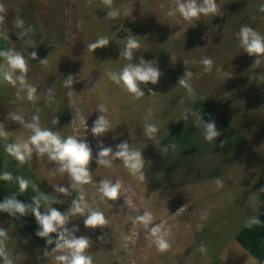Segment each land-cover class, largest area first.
I'll use <instances>...</instances> for the list:
<instances>
[{
	"label": "rangeland",
	"instance_id": "1",
	"mask_svg": "<svg viewBox=\"0 0 264 264\" xmlns=\"http://www.w3.org/2000/svg\"><path fill=\"white\" fill-rule=\"evenodd\" d=\"M102 1L52 0V12L48 13L42 0H18V17L24 21L21 32L31 28L22 36L25 60L28 65L36 62L39 76L47 78L48 86L42 87L38 80V99L30 108L22 103L24 124L18 122L4 128L8 136L0 137V173L8 171L14 177L31 180L50 197L51 206L62 213L70 211L82 188L88 208L101 211L107 224L87 227L86 208L83 214L71 215L65 227L76 237L89 239L86 254L92 256L93 264H195L198 248L203 245L210 250L224 245L264 207V57L259 65L254 64L255 57L245 53L236 38L243 25L264 35V11L260 10L264 0H215L217 13L200 18L190 44L178 48L184 53L183 59L152 60L162 75L156 85H146L145 95L139 99L129 93L106 94L103 89H95L94 70L82 69L87 56L98 55L101 50L93 51L87 45L102 36H111V26L117 20L107 17L111 8L108 4L102 6ZM11 4L14 6V1ZM2 31L6 33L4 26ZM33 51L37 53L35 59L30 55ZM202 57L213 59L212 71L221 69L219 82L229 81L231 92H241L240 98L235 97L237 100L228 105L232 109H226L230 111L228 126L221 128L211 143L193 129L190 112L188 119L183 120L185 110H193L196 89L211 84L202 74ZM45 58L46 63L41 64ZM133 63L139 62L135 59ZM186 71L193 72L194 95L178 85ZM225 72L230 75L224 76ZM70 75L73 83L65 86ZM1 86L0 83V89ZM1 95L0 92V103L4 100ZM100 104L108 109L103 115L111 128L94 136L91 127L102 114L97 111ZM33 116L39 117L42 128L61 138L75 136L89 145V183L73 188L68 174L60 173L59 164L50 161L47 154L34 150L31 158L20 164L5 151L6 144L22 142L32 134L25 125L33 122ZM80 117L86 119L87 127ZM54 119L58 121L55 124ZM146 123L157 126L155 139L145 135ZM123 141L142 152L144 181L133 176L121 159L112 160L111 167L97 163L101 146L110 147L115 153ZM105 179L121 183L115 201L101 199L99 182ZM60 188H66L68 193L60 192ZM12 194L26 204H31L37 195L31 185L20 193L15 179L0 180V202ZM46 210L41 202V212ZM145 212L153 217L147 226L135 220ZM154 225H161L162 231L169 233L170 247L163 251L151 234ZM0 228L7 230L5 247L13 264H56L52 257L43 254L45 248L51 251L55 245H48L46 239L36 235L39 224L30 212L16 217L0 212ZM51 236L56 238L55 233Z\"/></svg>",
	"mask_w": 264,
	"mask_h": 264
},
{
	"label": "clouds",
	"instance_id": "2",
	"mask_svg": "<svg viewBox=\"0 0 264 264\" xmlns=\"http://www.w3.org/2000/svg\"><path fill=\"white\" fill-rule=\"evenodd\" d=\"M106 3L110 6L112 0H106ZM174 7L168 11L169 16L179 14L185 20L191 22L193 19L199 18L201 15L207 16L209 14H216L218 11L215 0H173ZM261 11H264V6H261ZM5 8L0 4V36L7 38V33L2 31V26L5 22ZM119 9H111L107 13V17L116 18L120 15ZM125 16L128 15L127 10L123 13ZM17 28L24 27V21L16 17L14 20ZM31 28H27L24 32L18 33V36L22 37ZM236 38L239 42L240 47L249 56H254V64L259 65L261 63V57H264V35L253 28L243 25L240 30L236 33ZM32 43V42H29ZM109 44L107 37H100L94 43L87 45L89 49L93 51L98 48L106 47ZM33 46H35L33 44ZM140 45L136 36L131 35L123 47L121 55L131 61L133 59L134 50L139 49ZM31 57L35 59L37 53L31 52ZM0 58L4 59V63L0 64V79L7 81L13 86H17L19 90H26L27 99L30 101L38 99L35 95L37 89L29 84L26 79L28 71V64L25 57L12 49L6 51H0ZM200 64L203 65V71L211 73L214 61L211 57H202ZM41 64L46 63V58L40 60ZM188 63L187 60L184 61ZM219 73L221 69L216 68ZM19 72V75L15 73ZM109 79L115 84L120 85L123 90L131 94L135 99H139L145 95L141 85H147L151 83L156 85L162 75L158 65L154 61H145L143 58L140 59L138 64L128 63L119 72H108ZM230 74L225 72L224 76ZM193 72L186 71L184 76L178 81V85L183 86L187 89L189 95H194V90L191 86V78ZM73 83L72 76H68L65 80V86H71ZM150 94H155L152 89H148ZM52 97L49 96V99ZM97 111L102 113L93 122L91 132L94 136H99L107 132L111 128L109 119L103 115L108 111L104 104H100L97 107ZM192 112L191 109L185 110L183 120L188 119V113ZM197 122L203 126V137L211 143L219 135L216 124L213 120L205 122L201 116L196 113ZM11 118L15 121H19L24 124L23 117L21 115L10 113ZM149 115H151V109H149ZM33 122L28 123L25 127L32 130V134L22 142L9 143L5 145V151L12 157L15 158L20 164L27 162L35 150L38 154H47L50 161H55L59 164V172L67 173L72 181V187L77 188L91 181V175L88 169L89 162L92 158V150L89 145L83 141L77 139L75 136H68L67 138H61L56 132H53L47 128H42L39 124V117L33 116ZM57 120H53V123H57ZM80 122L87 127L86 119L80 117ZM145 135L149 139H155V134L158 132V128L155 124L146 123L144 125ZM8 132L4 130L2 124H0V137L7 138ZM158 144L159 141H156ZM171 147L175 149L176 145L172 144ZM167 152V148L163 149ZM112 154L111 159L108 157ZM121 159L124 166L128 171L136 176L140 181L145 180L143 174V167L145 160L142 152L139 150H133L127 141L121 142L117 145V150L113 153V149L110 147L101 146V151L98 153L97 163L106 167L112 166V160ZM15 181L18 183L19 192L24 193L27 191L29 185L37 193L32 197V203L26 204L16 198L15 194L5 197L0 202V212H6L10 216L16 217L24 216L29 212L35 216L37 223L39 224V230L36 235L46 239L48 245H55L51 251L48 248L44 249V256L52 257L56 264H93L91 255L86 254V249L89 247L90 241L87 237L81 236L76 237L72 232L65 227L71 215L83 214L85 209L88 208L85 202V194L81 188L80 194L76 200H73V206L67 213H62L57 208L52 207L50 203V197L43 192H40L37 184L31 180L26 179L23 176H13L11 172L4 171L0 173V180L3 181ZM219 183V181H218ZM121 190V183L119 181L113 183L107 179L99 182L98 191L102 194L101 199L107 198V200L115 201ZM60 192L65 194L68 193L66 188H60ZM41 202L46 206L47 210L41 212ZM181 208L180 210H182ZM179 210V211H180ZM152 214L145 212L143 215L135 218L136 222L142 223L144 226L149 225L152 222ZM261 220L258 217L250 218L247 222V226H253L260 224ZM84 224L89 228L103 227L107 224L104 214L101 211L93 210L88 208V215L84 220ZM198 227H201L198 225ZM55 233L56 238L53 239L51 234ZM151 234L155 237V244L160 250H165L170 247L167 240L168 232L162 231L161 225H154L151 228ZM7 239V230L0 228V259L3 260V264H13V260L10 258L9 252L5 247V240ZM201 251H205L204 246H201Z\"/></svg>",
	"mask_w": 264,
	"mask_h": 264
},
{
	"label": "crops",
	"instance_id": "3",
	"mask_svg": "<svg viewBox=\"0 0 264 264\" xmlns=\"http://www.w3.org/2000/svg\"><path fill=\"white\" fill-rule=\"evenodd\" d=\"M12 1H14V6L11 4ZM26 2L28 3L29 0H26ZM51 2L52 0H42L48 13L52 12ZM0 4L5 8L3 26L7 33V38L0 37L1 50L12 49L22 54L26 59L27 55H24L22 51L25 41H23V37L18 36L21 28H17L14 23L21 10L18 0H0ZM101 5L107 6L106 1H102ZM108 7L119 9L121 13L111 26V36H106L109 44L101 48L100 54L87 56V63L82 66V69L86 72L87 70H94L92 73L96 77L92 80V86L95 89L105 90L106 94L127 93L120 85L111 81L107 73L110 71L119 72L126 64L133 63L135 59L138 62L141 58L145 61L154 60L156 62H164L169 57L177 60L183 59L184 53H182L183 51L180 52L178 48L181 47L182 49L184 44L190 42L199 25V20L204 16L193 19L191 22L185 20L179 14L169 16L168 11L174 7L173 0H112L111 5H108ZM125 10L128 12L127 16L123 14ZM10 14L14 16V19ZM131 35L136 36L140 47L134 50L133 59L129 61L121 55V52ZM4 62V59L0 58V64ZM47 67L48 70L51 69L49 64H47ZM15 74L19 75V72ZM202 74L209 82L211 81V84L196 89L198 93L194 98L193 110L190 112L193 129H198L200 134H203V126L198 124L197 115L193 113L201 116L205 122L213 120L217 131H219L221 128L224 129L228 126L227 117L230 113L229 110L232 109L228 105L241 96L240 90L238 92L232 90L231 92L229 81L219 82L218 77L222 75V71L219 73L217 71L211 73L203 71ZM26 79L35 88L39 86L36 84L38 80H40L42 87L48 86L47 78L45 79L43 75L40 78L36 62L31 61L28 65ZM0 83L2 85V89H0L1 97L4 98L0 103V124L6 129L17 125L19 122L13 120L10 113L22 116V103L25 102L27 108H30L33 101L27 99L26 90H19L18 85L13 86L2 79H0ZM141 88L146 92L145 85H141ZM27 120H30L29 117H27ZM180 217H182V213H180ZM254 217H258L261 223L250 227L246 224L239 233L230 238L224 245L203 252L201 248H198L196 257L198 260L195 259L194 263L264 264V207ZM179 241L182 242L183 239L180 237Z\"/></svg>",
	"mask_w": 264,
	"mask_h": 264
}]
</instances>
